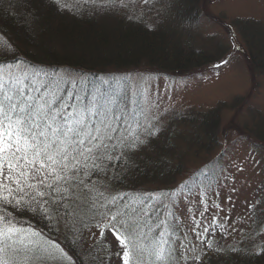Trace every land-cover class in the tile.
I'll return each mask as SVG.
<instances>
[{"label": "snow or ice", "instance_id": "1", "mask_svg": "<svg viewBox=\"0 0 264 264\" xmlns=\"http://www.w3.org/2000/svg\"><path fill=\"white\" fill-rule=\"evenodd\" d=\"M50 3L59 7V0ZM98 84L0 65V264H67L75 258L59 237L71 234L76 244L85 232L95 238L90 250L109 253L94 257L100 264L112 255L121 264L201 259L191 241L174 247L175 192L129 196L113 186L118 171L130 168L129 154L154 137L155 125L122 108L110 81ZM192 231L199 240L209 228L195 221ZM106 233L118 243L115 252Z\"/></svg>", "mask_w": 264, "mask_h": 264}, {"label": "trees", "instance_id": "2", "mask_svg": "<svg viewBox=\"0 0 264 264\" xmlns=\"http://www.w3.org/2000/svg\"><path fill=\"white\" fill-rule=\"evenodd\" d=\"M116 2L59 0V7H55L50 0H0V65L22 62L29 71L55 72L64 78L72 74L90 83L86 75L91 78L110 69L138 66L186 73L217 61L227 50L223 44L214 46L196 35L200 0H154L152 8L142 14ZM237 24L249 64L257 75L264 74V25L252 18ZM120 104L125 107L122 101ZM221 110L217 105L202 112L168 116L164 124L155 127L154 137L145 139L129 154L131 166L118 171L119 178L113 186L122 194L138 196L151 195V187L161 185L156 190L161 194L175 183H182L180 176L188 156L210 154L219 145ZM137 119L142 122L140 117ZM251 123L246 130L264 143V112L254 113ZM216 158L197 167L182 185H209L218 173ZM255 213L254 209L252 219L263 224L264 214L259 219ZM30 218L31 214L21 217ZM213 219V226L209 225L208 233L202 236L205 245L211 241V247H202L201 259L195 264H264L263 226H253L247 238L226 248L227 244L224 242L223 247L220 242L227 236L225 222L215 216ZM32 223L47 233L38 220ZM221 224L225 229L220 228ZM179 234L177 227L172 237L175 243ZM249 238L255 245L247 244ZM59 241L69 252L73 246L70 237L65 240L61 236Z\"/></svg>", "mask_w": 264, "mask_h": 264}, {"label": "rangeland", "instance_id": "3", "mask_svg": "<svg viewBox=\"0 0 264 264\" xmlns=\"http://www.w3.org/2000/svg\"><path fill=\"white\" fill-rule=\"evenodd\" d=\"M153 2L147 0L146 4L145 0H117L116 3L142 14L152 8ZM200 11L196 35L211 45L223 44L227 48L217 61L186 73L138 66L110 69L103 74H93L91 78L86 75L91 80L90 86H99L100 79L110 81L116 96L128 110L136 112L141 123H147L145 117H149L155 127L164 124L170 115L202 112L217 105L222 107L219 145L210 154L204 153L196 158L193 154L189 155L180 179L185 183L197 167L216 157L217 176H212L209 185L198 187L197 184L195 188H186L183 182H179L162 191L177 194V203L172 210L176 214L174 221L180 234L174 247H179L181 241H191L189 247L195 248L198 254L206 245L203 237L198 240L192 231L195 221L208 228L209 225L213 226L214 216L219 222H225L227 236L220 241L223 247L224 242L227 248L237 240L247 238L253 226L258 229L263 226L261 241H264V222L258 223L251 217L254 209L255 217L259 216L260 219L264 214L260 213L264 210V203L257 205L258 201L264 200V143L246 130L252 124V115L264 112V74L257 75L249 64L237 24L239 20L252 18L264 25V0H200ZM7 66L13 70H29L22 62ZM65 77L77 76L70 74ZM157 188L162 187L150 188L152 194L160 195L156 192ZM213 202L219 208L212 207ZM249 205L256 207L250 208ZM201 212H204V216L200 215ZM92 230L96 232L95 228ZM196 231H201V228H196ZM105 235V242L110 241L111 251L115 252L117 241L110 234ZM96 236H99V232H96ZM69 237L72 240L71 234ZM94 239L85 232L83 239L73 243L68 253L75 259L67 264H100L94 257H106L109 253L90 250ZM247 244L255 245L251 238ZM107 264H121V261L112 255Z\"/></svg>", "mask_w": 264, "mask_h": 264}]
</instances>
